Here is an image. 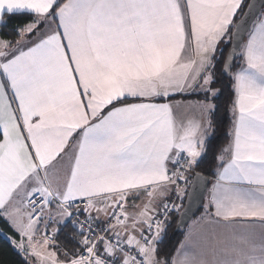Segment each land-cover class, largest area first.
Masks as SVG:
<instances>
[{"label": "snow or ice", "instance_id": "6c2138e0", "mask_svg": "<svg viewBox=\"0 0 264 264\" xmlns=\"http://www.w3.org/2000/svg\"><path fill=\"white\" fill-rule=\"evenodd\" d=\"M0 238L264 264V0H0Z\"/></svg>", "mask_w": 264, "mask_h": 264}, {"label": "trees", "instance_id": "16d2710c", "mask_svg": "<svg viewBox=\"0 0 264 264\" xmlns=\"http://www.w3.org/2000/svg\"><path fill=\"white\" fill-rule=\"evenodd\" d=\"M21 19H26V18H21ZM228 122L227 120L225 121L224 125V131L227 130ZM221 144L226 143L225 139H221L220 141ZM199 215V213H197ZM183 237L180 233H177L173 239V244L177 243L179 240H181ZM0 249H2L5 253V259L9 261V264H18V258L15 256V254L6 247L5 242L3 241V238H0Z\"/></svg>", "mask_w": 264, "mask_h": 264}, {"label": "water", "instance_id": "95a60500", "mask_svg": "<svg viewBox=\"0 0 264 264\" xmlns=\"http://www.w3.org/2000/svg\"><path fill=\"white\" fill-rule=\"evenodd\" d=\"M190 222V221H189Z\"/></svg>", "mask_w": 264, "mask_h": 264}]
</instances>
